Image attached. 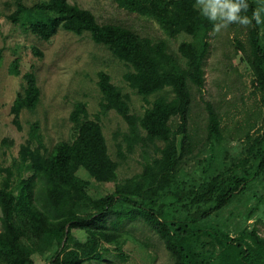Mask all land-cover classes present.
Returning <instances> with one entry per match:
<instances>
[{
	"label": "trees",
	"instance_id": "trees-1",
	"mask_svg": "<svg viewBox=\"0 0 264 264\" xmlns=\"http://www.w3.org/2000/svg\"><path fill=\"white\" fill-rule=\"evenodd\" d=\"M113 1L128 13L154 20L169 37L189 36L190 41L178 46L182 63L169 52L165 40L141 37L119 25L99 24L91 11L68 0H45L32 7L15 0L16 11L9 19L21 20L28 32L44 42L60 30L88 35L129 68L123 79L144 101L150 103L148 98L158 94L142 115H135L128 97L111 83L110 76L98 74L102 113L114 111L128 126L126 151L153 147L156 156L145 159L140 174L117 182L118 164L108 153L98 119L89 118L86 104L76 103L69 116L76 130L74 140L59 142L51 150L39 139L35 147L29 140L20 146L18 158L31 176L18 180L14 187L7 182L0 185V264H35L36 254L47 255L50 264L100 262L108 252L103 244L120 245V226L125 220H142L164 242L173 264H264V237L257 229H237L232 238L210 222L264 181V131L256 137L247 132L245 157L221 171L216 160L225 140L222 120L206 103L207 140L215 155L196 176L183 171V150L186 146L189 152L192 147L187 130L192 90L201 94L204 88V63L215 22L200 14L197 0ZM246 3L247 10L242 9L240 15L247 16L250 24L234 22L244 36L243 40L236 37L234 44L264 107V22L257 24L253 18L264 0ZM32 51L43 57L36 48ZM1 62L0 50V67ZM10 73L20 75L17 62ZM22 79V92L11 106L16 126L21 112L34 111L41 96L34 72L23 74ZM36 131L32 127V139ZM117 151L124 157L119 143ZM83 176L97 184H113L114 189L93 198ZM111 216L115 219L108 223ZM74 232L83 233L84 239H77Z\"/></svg>",
	"mask_w": 264,
	"mask_h": 264
},
{
	"label": "rangeland",
	"instance_id": "rangeland-1",
	"mask_svg": "<svg viewBox=\"0 0 264 264\" xmlns=\"http://www.w3.org/2000/svg\"><path fill=\"white\" fill-rule=\"evenodd\" d=\"M45 0H22L32 7ZM71 4L91 11L99 24H114L126 27L141 37L165 40L169 52L181 61L178 46L190 41L187 35L167 36L152 19L128 13L113 0H68ZM16 11L15 0H0V185L7 182L14 187L18 180L31 176L28 167L22 166L18 158L20 146L31 140L32 146L38 139L51 150L59 142H72L76 130L69 120L76 103L86 104L90 119H98L108 153L118 164L117 182L121 183L142 172L145 159L156 156L153 147L143 149L136 146L133 153L126 151L124 135L128 132L125 121L114 111L102 113V101L97 82L98 74L104 72L129 99L131 113L142 115L157 95L143 98L125 83L123 76L129 68L116 60L110 51L95 45L88 35L76 36L60 30L50 41L44 42L33 36L18 20L13 23L9 16ZM219 23V21H215ZM244 36L233 23L209 35L210 48L204 63L205 84L202 93L192 90V104L188 120V134L192 147L183 150V171L187 176L201 173L210 157L215 155L207 140V110L210 103L222 120L225 140L219 149L216 167L224 171L232 168L245 157L248 146L247 132L253 137L264 131V107L260 96L252 87V75L235 49L234 39ZM32 48L43 57L36 56ZM13 62L18 63L20 75L10 73ZM34 72L41 91L40 103L34 111L23 110L15 125L11 106L18 93L22 92V75ZM19 127V128H18ZM32 127L36 137L31 138ZM253 128V129H252ZM252 129V130H251ZM122 145L124 157L118 155L117 144ZM88 179L87 176H83ZM184 177H186L184 175ZM88 192L93 198L110 194L113 184H97L88 179ZM264 181L260 180L246 195H240L228 207L212 216L210 222L228 231L234 238L237 229H257L264 237ZM252 212L251 216L246 217ZM1 216V212H0ZM115 219L111 216L108 223ZM120 245L103 244L108 250L100 262L85 261L83 264H173L170 253L161 238L142 220H125L120 226ZM74 236L84 239L83 233ZM35 264H50L47 255H34Z\"/></svg>",
	"mask_w": 264,
	"mask_h": 264
},
{
	"label": "clouds",
	"instance_id": "clouds-1",
	"mask_svg": "<svg viewBox=\"0 0 264 264\" xmlns=\"http://www.w3.org/2000/svg\"><path fill=\"white\" fill-rule=\"evenodd\" d=\"M197 6L200 14L209 21H219L213 26V30L216 32L233 22H239L242 25L250 24L247 16L240 15L242 9L247 10L248 8L246 0H197ZM262 12H264V7L253 13L257 24L264 22V18L261 16Z\"/></svg>",
	"mask_w": 264,
	"mask_h": 264
}]
</instances>
